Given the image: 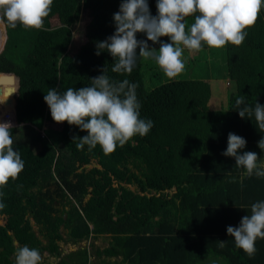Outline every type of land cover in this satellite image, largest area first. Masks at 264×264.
<instances>
[{
    "label": "trees",
    "instance_id": "obj_1",
    "mask_svg": "<svg viewBox=\"0 0 264 264\" xmlns=\"http://www.w3.org/2000/svg\"><path fill=\"white\" fill-rule=\"evenodd\" d=\"M121 3L54 0L43 30L0 24V123L13 125V147L25 162L18 179L0 189L6 204L0 211V264H15L16 250L25 245L40 251L42 264L47 256L61 258L60 264H92L93 254L97 261L123 256L117 264H213L210 258L218 264H264V239H257L249 257L227 233L250 214L252 203L264 200V177L247 176L234 157L222 155L234 133L246 140L241 154L255 152L264 163L258 147L264 132L254 117L242 119L235 108L239 96L246 104L264 105V9L241 46L215 52L226 68V81H218L216 89L213 82L190 77L152 89L146 82L152 71L142 58L130 74L115 73L110 53L96 54L97 42L115 32L113 15ZM147 3L156 16L157 0ZM193 22L186 18L188 25ZM136 38L147 41L144 33ZM184 58L189 66L190 57ZM105 67L112 80L138 85L140 117L154 126L111 154L99 146L78 150L73 137L87 132L56 123L44 96L48 89L62 94L91 86ZM149 67L160 69L153 60ZM23 126L31 130L30 141L18 139ZM58 199L70 208H57ZM101 236L111 238L108 247L92 243L62 255L61 242ZM218 241L227 243L220 248Z\"/></svg>",
    "mask_w": 264,
    "mask_h": 264
},
{
    "label": "clouds",
    "instance_id": "obj_2",
    "mask_svg": "<svg viewBox=\"0 0 264 264\" xmlns=\"http://www.w3.org/2000/svg\"><path fill=\"white\" fill-rule=\"evenodd\" d=\"M53 2L0 0V24L13 29L21 25L29 30H43ZM156 7L158 14L152 16L147 0H122L119 11L113 15L114 34L96 44L97 55L107 51L113 57L112 72L130 74L139 57L155 61L167 78L174 79L185 71V50L195 53L204 46L210 49H223L228 44L241 46L247 30L256 24L264 9V0H157ZM188 17H194L191 25L186 23ZM137 33L146 34L147 41L153 44L159 43V49L138 40ZM161 37H168L171 42H162ZM137 87L128 79L112 80L105 67L100 76L91 79V86L78 90L69 87L62 94L48 89L44 100L56 123L67 122L87 132L82 138L73 137V141H78V150L87 145L88 151H92L99 146L105 154H111L133 137L147 135L154 126L152 120L140 117ZM235 108L242 119L254 117L255 126L264 132V105L246 104L245 97L239 96ZM12 128L11 122L0 123V189L10 180L18 179L25 167L19 151L13 147ZM245 147L243 137L229 133L222 155L234 157L235 166L243 168L247 176L264 177V163L255 152L241 154ZM258 147L264 151V138L258 141ZM3 197L0 191V211L6 207ZM227 233L234 238L237 248L249 257L254 256L257 239H264V200L252 203L250 214L242 217L238 227L228 226ZM218 242L220 248L227 243ZM42 259L38 249L27 245L15 252V264H42Z\"/></svg>",
    "mask_w": 264,
    "mask_h": 264
},
{
    "label": "rangeland",
    "instance_id": "obj_3",
    "mask_svg": "<svg viewBox=\"0 0 264 264\" xmlns=\"http://www.w3.org/2000/svg\"><path fill=\"white\" fill-rule=\"evenodd\" d=\"M217 50H219L220 52H223L224 48L223 49H210L207 46H204V48L200 52L191 53L189 51H186V54H185L186 56L184 55V57L186 58L190 57V60H188L189 63H187L190 65L189 66L186 65L185 71L174 79L167 78L161 69H159L158 71L151 69L149 66L152 60H145L146 64H148L147 68H149L152 71V72H147L148 78H146V82L148 86L153 89L165 81L179 80V79L182 80V79H186L190 77L193 79L208 80L210 82H213L214 84L213 89L214 88L216 89V86H217L216 84L218 81H221V80L226 81L225 61H224V58L221 57L220 52H218L215 55V52ZM152 76H153V79L151 80ZM230 90L233 91V87H230ZM18 132H19L18 139L23 140V141L25 140L30 141V138L26 136L27 133H31V130H29V128H27L26 126L20 127ZM32 132L35 133L33 129H32ZM93 167H94V164L88 165L86 168L87 170H91ZM98 168H102V167L98 165ZM56 187H57L56 185H53L50 187V189L54 191ZM130 187L132 190L137 191V187L135 185H132ZM62 202L63 201L61 199H58L55 205L59 209L68 210L70 208V205L63 206ZM1 223H3V221H1ZM31 223L34 226V229L39 234V227L35 224L33 220H31ZM63 234L65 235L66 238H68L67 237L68 231L63 230ZM83 244L84 242L77 243V244H73L71 241L61 242L60 245H61L62 255L66 256L69 253H71V251L82 248ZM16 245H18V243H16ZM99 245L104 246L102 242H100ZM60 262H61V258L59 257L47 256L43 264H60Z\"/></svg>",
    "mask_w": 264,
    "mask_h": 264
},
{
    "label": "crops",
    "instance_id": "obj_4",
    "mask_svg": "<svg viewBox=\"0 0 264 264\" xmlns=\"http://www.w3.org/2000/svg\"><path fill=\"white\" fill-rule=\"evenodd\" d=\"M100 242H102L104 244V246L99 245ZM94 243L96 248H101L104 249L106 247H108L111 243V238L109 236H101L98 239H90L88 241H84L83 247H90L91 244ZM63 248V247H62ZM78 250V249H77ZM77 250L71 251V252H75ZM212 259L213 264H218V260L215 258H210ZM97 257L93 254V256L91 257V262L92 264H117L123 261V256H115V257H102L99 258V261H97ZM103 261H106V263H103ZM202 264V263H200Z\"/></svg>",
    "mask_w": 264,
    "mask_h": 264
},
{
    "label": "water",
    "instance_id": "obj_5",
    "mask_svg": "<svg viewBox=\"0 0 264 264\" xmlns=\"http://www.w3.org/2000/svg\"><path fill=\"white\" fill-rule=\"evenodd\" d=\"M15 243H17V242H15Z\"/></svg>",
    "mask_w": 264,
    "mask_h": 264
}]
</instances>
